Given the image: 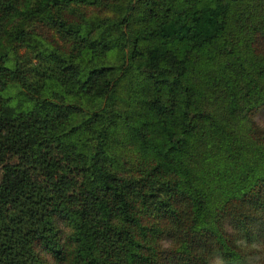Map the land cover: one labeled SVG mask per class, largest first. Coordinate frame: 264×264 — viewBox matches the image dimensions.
<instances>
[{"label":"trees","instance_id":"trees-1","mask_svg":"<svg viewBox=\"0 0 264 264\" xmlns=\"http://www.w3.org/2000/svg\"><path fill=\"white\" fill-rule=\"evenodd\" d=\"M261 106L264 0H0V264L240 257Z\"/></svg>","mask_w":264,"mask_h":264},{"label":"rangeland","instance_id":"rangeland-1","mask_svg":"<svg viewBox=\"0 0 264 264\" xmlns=\"http://www.w3.org/2000/svg\"><path fill=\"white\" fill-rule=\"evenodd\" d=\"M251 2V1H250ZM245 3V1H244ZM243 3V5H244ZM93 6H87L84 8V11L87 14L97 15L96 12H100L101 14H108L107 8L102 6L99 7L97 10L94 9ZM28 26L33 27V23L29 22ZM39 31V30H38ZM51 33L50 31H47L46 34ZM252 121L262 129H264V106L259 107L251 116ZM116 141L118 142L117 148H119V155L121 159L127 160V165L131 166L132 169H134L133 160L130 155V148L128 145H125L119 136L116 137ZM260 149H263L261 147ZM199 161V159H198ZM222 159L218 158L216 159V165H219L221 163ZM252 161L254 159L252 158ZM200 163V162H199ZM0 175H1V168H0ZM227 186L225 183L224 185H220V189H223V187ZM216 190V189H215ZM217 192L219 189L216 190ZM214 199H217V197H213ZM218 200V199H217ZM256 207H252V209H255ZM257 209V208H256ZM258 211L253 210L252 214L257 215ZM225 222L228 224L229 231H233L234 240H236L238 243L243 244V252L240 255V257L230 260H224L221 257H219L217 254L213 255V258L210 260V264H264V221L263 222H255L257 224V230H249L250 237L242 231L240 227H237L235 225V222L233 220H229V218H225ZM233 228L237 230H233ZM67 232V229L64 228V232ZM45 260L49 264H54L51 261V257L49 255L45 256Z\"/></svg>","mask_w":264,"mask_h":264}]
</instances>
